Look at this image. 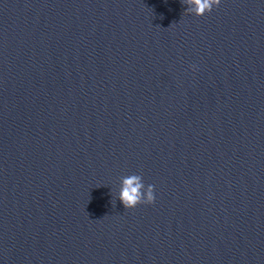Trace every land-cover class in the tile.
Wrapping results in <instances>:
<instances>
[{"label":"water","instance_id":"95a60500","mask_svg":"<svg viewBox=\"0 0 264 264\" xmlns=\"http://www.w3.org/2000/svg\"><path fill=\"white\" fill-rule=\"evenodd\" d=\"M0 264H264V0H0Z\"/></svg>","mask_w":264,"mask_h":264},{"label":"clouds","instance_id":"9594fccd","mask_svg":"<svg viewBox=\"0 0 264 264\" xmlns=\"http://www.w3.org/2000/svg\"><path fill=\"white\" fill-rule=\"evenodd\" d=\"M223 0H183L186 5V13L197 17H204L218 8ZM193 70H197L193 66ZM127 210L135 209L139 205H151L155 203V187L147 185L143 181L142 175L131 174L121 179L119 192L116 195Z\"/></svg>","mask_w":264,"mask_h":264}]
</instances>
